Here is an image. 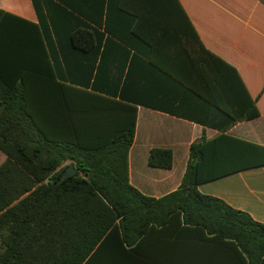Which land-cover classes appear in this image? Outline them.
I'll return each instance as SVG.
<instances>
[{
    "label": "trees",
    "instance_id": "obj_1",
    "mask_svg": "<svg viewBox=\"0 0 264 264\" xmlns=\"http://www.w3.org/2000/svg\"><path fill=\"white\" fill-rule=\"evenodd\" d=\"M31 3L41 23L42 12L48 11L52 23H57L53 26L57 36L60 14L71 15L65 7L77 10L70 0ZM147 5L143 10L152 15L161 10L155 2ZM138 11L130 13L139 15ZM11 19L26 27H17ZM139 21L123 42L141 41ZM87 41H93L88 30L70 29L73 47ZM41 43L39 25L0 9V150L7 157L0 165V264H92L100 250H134L132 246L150 230L173 223L199 232L204 239L228 244L238 264L264 260V224L222 200L201 195L196 188L201 182L264 165V146L223 134L194 142L179 188L159 199L142 195L130 185L127 169L136 106L100 98L104 105L97 110L91 99L69 94L62 97L61 115L35 113L27 94L28 68L23 64L27 59H22ZM213 59L218 63L212 67L192 61L186 68L194 74L191 82H182L168 69L154 68L221 109L229 125L257 117L255 101L237 71ZM215 94L224 95L225 104ZM147 164L169 169L172 153L151 149ZM69 166L76 173L64 177Z\"/></svg>",
    "mask_w": 264,
    "mask_h": 264
},
{
    "label": "crops",
    "instance_id": "obj_2",
    "mask_svg": "<svg viewBox=\"0 0 264 264\" xmlns=\"http://www.w3.org/2000/svg\"><path fill=\"white\" fill-rule=\"evenodd\" d=\"M149 2L157 3L161 10L153 15L143 10ZM70 3L77 10L65 7L71 15L60 14L57 36L53 27L57 23H52L46 9L41 23L31 0H0V9L39 25L41 31L42 43L35 44L22 59H27L23 64L28 68L27 94L33 110L47 116L61 115L62 97L69 94L91 99L90 104L97 105V110L104 105L100 98L134 104L135 133L127 169L130 185L142 195L159 199L179 188L194 142L223 134L264 146V0ZM131 9L139 10V15L130 13ZM138 19L141 41L123 42L130 38V29ZM9 21L26 27L17 20ZM76 27L88 30L93 41L78 42L73 47L69 32ZM212 56L237 71L255 101L257 117L229 125L221 109L192 94L175 77L154 68L168 69L182 82H191L194 74L186 68L194 60L212 67L218 63ZM224 97L214 95L221 104H225ZM154 148L171 151L169 169L147 164L148 153ZM6 158L0 150V165ZM196 188L201 195L222 200L264 224V165L201 182ZM132 247L134 250L124 252L100 250L92 264H238L228 244L204 239L199 232L183 230L176 223L150 230Z\"/></svg>",
    "mask_w": 264,
    "mask_h": 264
},
{
    "label": "water",
    "instance_id": "obj_3",
    "mask_svg": "<svg viewBox=\"0 0 264 264\" xmlns=\"http://www.w3.org/2000/svg\"><path fill=\"white\" fill-rule=\"evenodd\" d=\"M75 173H76V169L73 168L72 166H69V167H67V169H66L65 172L63 173V176H64V177H68V176H71V175H73V174H75Z\"/></svg>",
    "mask_w": 264,
    "mask_h": 264
}]
</instances>
